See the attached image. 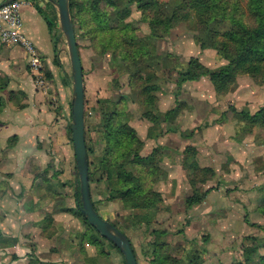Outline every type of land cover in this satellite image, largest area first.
Masks as SVG:
<instances>
[{
    "label": "rangeland",
    "instance_id": "obj_1",
    "mask_svg": "<svg viewBox=\"0 0 264 264\" xmlns=\"http://www.w3.org/2000/svg\"><path fill=\"white\" fill-rule=\"evenodd\" d=\"M72 1L76 6L77 40L88 80V94L86 95L85 106L86 130L92 151L91 159L96 172L102 167L105 169L108 161L112 160L117 165L122 163L119 149L114 147L109 151V147L107 148L104 125L106 117L110 116L111 113L119 112L120 116L125 118L131 127V123L137 126L140 122L139 119L143 117L145 107L138 102V89L134 90L130 87V80L134 70L122 62L121 58L116 59L115 56L113 57L112 52L105 51L104 48L108 45V41L102 39L103 36L97 29L98 24L93 21V17H99L101 9L106 10L105 1ZM159 1L163 4L162 11L166 15H170L173 9L179 7L182 3V0ZM221 2L226 7L228 6L230 11L236 10L240 18L249 26L255 25L248 13L247 0H221ZM108 10L110 14L106 19L113 16L111 10ZM57 23V35L63 50L69 57L66 39L59 28V21ZM126 24H131L138 28V34L142 38L148 37L150 34V26L143 21L136 10V5L132 6L131 17L121 24L119 28H123ZM223 27L225 28L223 30L227 31L231 28V24L226 23ZM201 29L202 27L198 18H196L195 12H192L189 19L178 23L163 39L157 42L156 50L152 56L154 59L146 56V59L148 58L146 65L149 68L147 72L148 74L154 73L158 78L156 82L159 88L158 91H163V88L168 90L172 87L174 81L180 86L177 69H186L192 58L200 61L207 69L214 72L223 69L229 64L228 60L212 49H210L211 53L203 57L204 61H201L202 54L206 52L201 50L198 41ZM112 44L114 48L116 45L113 42ZM197 47L200 49L197 50ZM93 75L95 76L94 80L98 79L94 83ZM204 78H207L210 84L205 88L207 95L204 98H206V102L210 104V109L217 107L221 110L215 116L209 115L211 120L208 119L209 116H206V122L194 128L195 130L182 131L180 125L184 121V115L181 112L186 108V104L181 102L178 106L176 105L177 113L173 119L171 116L170 122H161V124H154L151 127L155 130V133L151 132V128H140L141 133L139 134L136 129L132 128L144 142V146L139 150L142 157L150 156L157 149L163 151L162 161L159 164V170L162 174L160 179H158L156 190L168 195L170 194V187H172V185L169 186L168 184L170 180L168 179V174L170 172L177 174L176 171L181 169L185 171L183 168L186 159L184 152L188 146H192H187L186 144L192 142L190 139H194L196 129L204 130L209 126L224 125L226 119H228L227 113L231 120L234 118V125L229 120L226 122L229 123V126H222L218 130L219 132L214 131L213 134L209 135L210 139L218 138L219 140L218 143L211 145L212 148L219 152L217 160L211 162L210 166L207 167H201L198 163L201 168L214 170L216 177L208 181L204 186L202 184L195 185L200 193L208 190H220L219 197H221L220 200L225 207L217 218L222 220L221 222H189L191 215L188 213L186 214L190 218L187 217L185 219V215H183L180 219L181 221L177 222V218L174 217V211L168 210L170 206L164 203L163 194V203L159 208L145 212L150 216L152 214L158 216V222H124L122 219L123 216H126V212L119 205L122 203L108 200L106 180L103 181L102 179V182L99 181L101 173L97 174L96 180L92 185V195L97 202L99 213L107 218V221L126 230L128 235H130L138 255V264H150L149 260L145 258L144 252L148 254L152 252L150 243H153L156 239V234L157 236L160 234L157 241L162 244L161 251H164L162 254H167L177 259L184 260L188 258L189 252L195 250L202 253L204 264H258L259 260H255L257 259V253L255 255L252 252L247 253L248 249L252 250L253 248L259 249L258 254L264 256V214H261L258 210L262 200H264V128L256 126L250 132L246 131L245 128L248 125L236 119L235 111L237 110L232 111L234 106L231 102L226 103L224 107L220 103L214 106L215 100L216 103L223 101L228 98L229 94L238 91V87L241 85L243 88L246 86L247 92L242 105L246 103L248 107H244L239 112H251L252 109L258 111L264 108L262 107L264 105V77L253 78L248 74L239 75L237 82L230 87V90L223 93L216 92L209 77ZM212 93H215V95H209ZM105 102L107 103L105 104ZM239 105L242 106L241 104ZM224 108L225 110L229 109L227 113H224ZM165 109V106H162L160 111L165 113ZM176 121L178 122L175 123ZM177 124V128L173 126ZM70 125L71 123L68 126ZM66 131L67 136L71 139L72 135L68 127ZM204 133L196 135L197 139L195 140L199 141L202 139ZM232 138L242 142L239 143V147L227 142ZM147 143H153V145L147 147ZM106 159L107 161L102 164ZM75 162L74 158V165H76ZM132 168L138 174L143 169L139 165H134ZM115 169L114 167L113 171ZM164 173L167 174L166 178H164ZM68 176L69 173L65 177L67 192L70 197L75 199L79 185L78 183L76 185V178L72 182L68 179ZM103 177L105 178L104 175ZM176 181V186L180 188L178 189L179 200L177 206L185 207L186 199L194 195V187L190 185L187 177H182L181 181L179 178ZM247 191L254 192L248 194ZM211 201L213 200L210 199L208 202L211 203ZM136 212L140 214L144 211L138 210ZM204 239H208L209 242H204ZM108 246L114 248L111 245Z\"/></svg>",
    "mask_w": 264,
    "mask_h": 264
},
{
    "label": "crops",
    "instance_id": "obj_2",
    "mask_svg": "<svg viewBox=\"0 0 264 264\" xmlns=\"http://www.w3.org/2000/svg\"><path fill=\"white\" fill-rule=\"evenodd\" d=\"M7 1L11 0H0V6ZM20 1L24 3L21 7L22 31L42 61L44 85L40 84L38 73L31 67V54L19 45L4 44L0 40V98L5 103L0 110V264H126L121 252L110 248L106 239L103 238L106 246L101 255L98 248L89 242L85 237L87 226L76 212L77 194L73 199L67 192L65 177L68 173V179L73 182L76 178V185L78 183L77 168L73 164V141L66 131L71 123L73 97L71 63L60 39L55 46L44 16L47 14L50 19L54 16L58 18L56 7L48 0ZM136 10L142 17L137 6ZM205 51L202 62L203 57L211 53L210 50ZM94 78L93 75V83L98 80ZM84 80L87 95L85 70ZM174 82L168 90L163 88V91L156 92L158 111L161 113L160 109L165 106L164 112H170L184 102L186 108L181 112L184 115L180 125L182 131L195 130L206 122V116H215L221 111L217 107L210 109V104L204 98L207 95L205 88L210 85L207 78L180 86ZM246 93V86L243 88L239 85L238 91L229 94L228 98L218 103L215 100L214 106L220 103L224 107L231 102L234 106L232 111L236 109L239 112L248 107L246 103L242 105ZM228 110L224 108L223 111L227 113ZM256 112L252 109L250 113ZM227 116L222 126H229L226 123L229 120L234 125V118L231 120L228 113ZM141 118L137 126L131 123L139 134L140 128L150 129L154 125ZM208 119L211 120L210 116ZM173 126L177 128L178 124ZM222 126L196 129L194 139L186 144L197 148V161L201 167L210 166L211 162L217 160L219 152L211 145L219 140L210 139L209 135L214 131L219 132ZM154 131L152 129L151 132ZM202 132H205L203 138L195 140L196 135ZM227 142L237 147L242 143L234 138ZM176 172L168 174V184L172 185L170 194L162 193L164 203L170 206L168 210L174 211V217L178 220L175 221H181L183 215L186 219L188 213L191 215L189 222H221L217 218L225 207L219 197L220 190L209 191L201 203L189 209L177 206L180 188L176 186V180L180 178L181 181L187 174L182 169ZM163 175L167 177V174ZM253 192L249 191L248 194ZM210 199L213 200L211 203L208 202ZM119 205L126 212L122 219L124 222H147L144 219L136 220L134 214L138 212ZM152 217L151 222H158V216L152 214ZM118 228L131 240L126 230Z\"/></svg>",
    "mask_w": 264,
    "mask_h": 264
},
{
    "label": "trees",
    "instance_id": "obj_3",
    "mask_svg": "<svg viewBox=\"0 0 264 264\" xmlns=\"http://www.w3.org/2000/svg\"><path fill=\"white\" fill-rule=\"evenodd\" d=\"M104 1L106 10L101 9L99 17H93V21L98 24L97 29L103 36L102 39L108 41V45L104 48L105 51L112 52L113 57L115 56L116 59L121 58L122 62L134 70L130 80V87L134 90L138 89V102L145 107L143 118L152 124L158 125L161 122H170L171 116L173 119L177 109L165 114H161L158 111L159 99L156 95L159 90L156 84L158 78L154 73L148 74L149 68L146 65V61L149 57L152 58L157 42L163 39L178 23L189 19L192 12H195L196 18H198L202 27L198 37L201 50H215L228 60L229 64L223 69L214 72L207 69L200 61L192 58L186 69L176 68L179 73V85L187 82H198L204 77H209L216 92L223 93L230 90V87L237 82L239 75L248 74L253 78L264 77V0H247L248 13L255 22L254 26H249L240 18L236 10L230 11L228 6L226 7L221 0H182L181 5L173 9L170 15L164 14L162 11L163 4L159 0ZM133 5L137 6L142 14L143 21L150 26L148 37H140L138 28L131 24H126L123 28H119L121 24L131 17ZM75 9V3L71 0L70 12L77 37ZM108 9L111 10L113 16L106 19L110 14ZM44 16L48 21L49 30L53 34L54 44L57 47L59 40L56 29L58 28V18L54 16L50 19L47 14H44ZM226 23L231 24V28L227 31L223 30L225 29L223 25ZM112 42L116 45L114 48ZM146 56L148 57L147 59ZM4 105L3 99L0 98V110ZM235 115L236 119L248 125L245 128L246 131L250 132L256 126L264 128V108L254 114L245 111H235ZM104 123L107 148L109 147V151L114 147L119 149L122 163L117 165L111 160L106 163L105 169L102 167L95 172L86 130L91 191L97 174L101 173L99 181L102 182V179L103 181L106 180V192L108 193L109 201H118L127 210L144 211L140 214L135 213L134 218L138 221H143L144 219L147 222H151L153 217L145 212L158 209L163 203V195L156 190V185L162 174L159 170V164L164 153L162 150L157 149L150 156L142 157L139 150L144 146V142L127 123V120L120 116L119 112L111 113L110 116L106 117ZM68 129L72 135L71 125L68 126ZM184 154L186 159L183 168L187 172L190 185L194 187V195L186 199V208L189 209L197 203H201L209 193V190L200 193L195 185L202 184L204 186L208 181L216 177V173L211 168H201L199 166L197 162L198 151L195 147L188 146ZM105 161L107 159L102 164ZM134 165H139L143 168L140 174L132 168ZM114 167L116 168L115 171H113ZM93 201L99 213L97 202L94 199ZM77 203V215L88 229L85 237L98 248L101 255L105 251L106 243L81 213L80 188L77 191ZM258 210L261 214H264V200H262ZM113 225L118 227L115 224ZM158 236L156 234V239L153 243H150L152 252L150 254L144 252L145 258L149 260L150 264H204L202 253L198 250L189 252L188 258L184 260L162 254L164 251H161L162 244L157 241ZM204 242H208V239H204ZM109 243L116 248L113 243ZM132 247L138 261V255L133 244ZM258 250L257 248L248 249L247 253L252 252L254 255L257 253V259L255 260H259L258 264H264V256H260Z\"/></svg>",
    "mask_w": 264,
    "mask_h": 264
},
{
    "label": "water",
    "instance_id": "obj_4",
    "mask_svg": "<svg viewBox=\"0 0 264 264\" xmlns=\"http://www.w3.org/2000/svg\"><path fill=\"white\" fill-rule=\"evenodd\" d=\"M11 1L3 3L0 7ZM48 1L56 7L59 28L66 39L72 69L71 131L80 188L81 213L102 238L116 246L123 255L126 264H138L130 239L118 227L102 218L95 208L91 191L90 162L86 144L84 67L70 12L71 0Z\"/></svg>",
    "mask_w": 264,
    "mask_h": 264
},
{
    "label": "built area",
    "instance_id": "obj_5",
    "mask_svg": "<svg viewBox=\"0 0 264 264\" xmlns=\"http://www.w3.org/2000/svg\"><path fill=\"white\" fill-rule=\"evenodd\" d=\"M23 4L20 0H13L0 7V40L4 44L19 45L31 54V67L38 73L40 84L44 85V77L41 73L43 69L42 61L36 55L33 44L22 31L21 7Z\"/></svg>",
    "mask_w": 264,
    "mask_h": 264
}]
</instances>
